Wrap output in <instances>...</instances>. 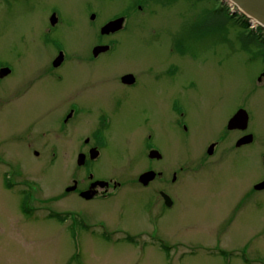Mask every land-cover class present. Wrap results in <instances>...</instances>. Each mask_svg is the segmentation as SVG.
I'll list each match as a JSON object with an SVG mask.
<instances>
[{
  "label": "rangeland",
  "instance_id": "rangeland-1",
  "mask_svg": "<svg viewBox=\"0 0 264 264\" xmlns=\"http://www.w3.org/2000/svg\"><path fill=\"white\" fill-rule=\"evenodd\" d=\"M54 10L61 22L48 38L67 49H86L107 20L126 21L108 61L85 67L67 61L55 72L59 78L37 82L27 104L19 99L20 77L43 75L54 56L44 44ZM177 48L181 55L171 56ZM2 64L12 73L0 81V264H264V191L241 200L264 175V30L228 2L0 0ZM128 71L137 74L132 88L115 79ZM42 90L48 93L39 98ZM72 102L78 106L66 134H47ZM178 105L185 129L175 120ZM238 106L255 142L221 160L218 151L195 174L194 154L227 133ZM101 113L109 121L103 128ZM98 128L104 142L92 172L121 188L86 202L64 188L83 176L76 151ZM149 132L165 161L177 157L183 166L176 203L160 218L146 211L157 183L133 182L146 165ZM235 137L226 136L220 148H232Z\"/></svg>",
  "mask_w": 264,
  "mask_h": 264
},
{
  "label": "flooded vegetation",
  "instance_id": "flooded-vegetation-1",
  "mask_svg": "<svg viewBox=\"0 0 264 264\" xmlns=\"http://www.w3.org/2000/svg\"><path fill=\"white\" fill-rule=\"evenodd\" d=\"M13 1H18V0H13ZM95 1H99V0H95ZM53 14H55V16H56V20L54 21V23H52L50 21V17ZM87 14H88V12H87ZM91 15H93V18H91ZM59 17L60 16L58 15V12H56L54 10V11L50 12L49 18L46 21L47 22V29H46V34H45L46 39L44 40V44H46L48 46L49 45L52 46L53 51L55 50V54L52 57V59L50 60L49 64H48V61H46V63L44 64L45 67L43 69H45V71H43V75L38 76V77H36V76L33 77V75H31V73H29V74H26L25 76L22 75L20 77L21 82L19 83V91H20L19 99L22 98V100L27 104H31L33 101V99L30 97V95L33 94L34 92H36L34 88H36V85H38L37 82L45 79V76H52L53 77L54 75H56V77L58 76V78H59V75H57L55 72L57 70H59L60 68H62L66 64L67 61H68L67 63H71L77 67H79V66L85 67V66H83L85 64H89L90 66H93L95 63H100L104 59H105V61H108V60H106L107 59L106 56H108V54L113 52L115 50V48L117 47V40L115 39L114 36L124 29V25H123V28L120 29L119 31L115 32V33L101 34L100 29L107 21H109V20H107L104 23H101L100 25H98V27L96 29L95 41L92 44H90L86 49L80 50L78 47L67 49L66 47L64 48L61 44V41H58L56 38H54V39L48 38L49 37L48 35L53 30H55L58 27V25L60 24L61 20ZM95 18H96V14L93 12H90L89 13V22L95 23ZM113 19H115V18H113ZM110 20H112V19H110ZM125 21H126V19H125ZM124 24H125V22H124ZM100 46H106L107 49L104 51H97L96 53H94V48L100 47ZM173 55H176L177 57H179V55H181L180 50L177 48L176 51H171V56H173ZM59 57H60V59L58 61H56ZM3 66H6V64L0 65V68ZM94 68L95 67H91L90 69L93 70ZM11 73H12V71L8 75H11ZM126 74H131L133 76V82L124 83L122 81V77ZM135 74L131 73L130 71L122 72V73L118 74L115 77V79L122 85V87L132 88L137 84V74L136 75ZM8 75H6V76H8ZM6 76H4L3 78H5ZM3 78H0V81ZM45 91L46 90L41 91L44 94L40 95L39 98L42 96H45L48 93V92L45 93ZM77 106L78 105L75 102H72V104H70L71 108H69V109L65 108L63 110V113L60 116V119L57 122V124H53V126H49L47 128L49 131L47 134H49V135L53 134L54 135L55 133H59V134L65 135L66 134V131H65L66 127L71 122V119H72L73 114L75 113V111L77 109ZM180 107L181 106H179V105L175 107V114H177V118L175 120H176L179 128L185 129L184 115H183L182 111H180ZM240 108H242V106H238L232 112V114H230V116L227 118V121ZM37 120L38 119H36V121ZM227 121H226V125H225V129H226L227 133H225V131H224L222 137L220 136L219 138H217L214 141H211L208 144L205 143L203 146L198 148V150L194 154V160H193L194 163L192 165V168H193V171L195 172V174L200 173L204 169L210 167L211 164L208 162H209V160H211L212 158L215 157V155L217 154L218 151H219V153L217 154L216 158L221 160V158L224 156V154H229L230 151H232V149H239V148H242L243 146L250 145V144H253L255 142V136L249 129V118H248L247 126L245 129L229 130V129H227ZM108 123H109V121L107 119V115L105 113H101V115H100L101 128L106 127L108 125ZM55 126H58V127L56 129H54ZM232 133H233V135H236L235 140L233 142V147L221 149L220 144H222V142L224 141V138H226V136H229ZM42 134H44V133H42ZM249 134L252 135V140L250 143L242 144L239 146L236 145L237 142L239 141V139H241L242 137L249 135ZM19 136H21V135L19 134ZM21 138L22 137H19V140ZM103 142H104V138H103V134H102L100 128H98L94 131L90 130V134L87 136H84V138L82 139V143L77 148L76 155H78V154L85 155V162L82 165H77L75 162L77 170L83 171V176L81 178H78V180L75 178L72 180V183L75 185L74 190L67 191L68 187L64 188L66 195L76 194L81 200L86 201V202L98 201V200H104V199L111 197L112 195H114V193H116V191H118L121 188V183H117L116 181H114L113 179H110V178L107 180L104 178H97L94 175V173L92 172L93 164L99 159V157L101 155L100 151H101V148L103 146ZM49 147L52 150L54 145H51ZM210 148L212 149L211 154L208 153ZM91 149H95L97 151V154H98L97 158L94 160L88 159V154H89V151ZM35 154L38 155V152L36 151ZM143 155L147 159L146 165L142 169V172H140L137 175L136 180H133V182L136 183L138 186H141L143 188L149 187L152 183H155V182L157 183V188H156V190H154L153 196H150L147 203H146V211L150 215L154 212L155 215H157V217L160 218L164 214L165 210L173 207L174 204L176 203V192H174V191H176L175 187H177L179 181L182 179V177H181L182 175H180V173L182 174L183 166L180 165L179 158H177V157L175 158V161H172V162L165 161V156H164L162 150L160 149V147H158L154 143V141L152 140V135L150 134V132L146 133L145 139L143 140ZM262 160H264V155L262 156ZM263 168H264V164H263ZM146 171H152L154 173V178L151 181H149L146 185H143L142 183H140L138 181V176L141 173L146 172ZM263 180H264V175L262 178H260L259 180H257L256 182H254L252 184V186L250 187V190L245 191L242 194L241 200L248 197L249 192L253 193V192H258V191H264V189L257 190L254 188L255 184H257ZM97 181H105L106 183H103V185H101L99 183H96ZM93 183H96V185L91 187V185ZM169 185L172 186L171 191H168ZM90 187H91L90 191L93 192L92 197L90 199L83 198L81 196V193L89 190ZM24 194H25V191H23V193L21 194V198H20L21 200H23V198L25 196ZM162 194H165L166 196L164 197ZM22 212L23 211L21 210V213ZM86 226H87L86 224L85 225L83 224V227H86ZM150 237H154V236L150 235ZM155 240H156L155 244H157V246L159 248L163 249L164 247H167V244L165 243V241H163L162 238L156 237ZM130 241L132 243H135L132 241V239H130ZM149 244H151V243H149ZM138 245H140L142 248H145L148 244L146 242H144L142 244L138 243Z\"/></svg>",
  "mask_w": 264,
  "mask_h": 264
},
{
  "label": "water",
  "instance_id": "water-1",
  "mask_svg": "<svg viewBox=\"0 0 264 264\" xmlns=\"http://www.w3.org/2000/svg\"><path fill=\"white\" fill-rule=\"evenodd\" d=\"M228 2L232 7H234L238 12H240L244 17L249 19L250 23L257 24L259 27H261L264 30V0H225ZM91 18H93V15H91ZM56 20L55 15L53 14L50 18V21L54 23ZM124 22V17H118L116 19L110 20L107 23H105L101 27V34H109V33H115L118 30L122 28ZM106 46H100L94 48V53L97 51H104L106 50ZM60 57L56 60L58 61ZM10 72V69L7 67H3L0 69V78L4 77ZM264 75V73H262ZM122 81L124 83H131L133 82V76L131 74L124 75L122 77ZM248 122V114L244 109H238L234 115L228 120L227 122V129H245ZM252 140V135H247L239 139L237 142V146L242 144L250 143ZM94 149H91L89 152L90 159H94L97 154L94 153ZM209 154L212 153V149L210 148L208 151ZM85 156L83 154H79L77 158V164L81 165L84 162ZM154 178V173L152 171L144 172L139 176V181L146 185L150 180ZM97 183V182H96ZM96 183H93L91 187L95 186ZM99 184L103 185V182H98ZM105 183V182H104ZM91 187L89 190L84 191L81 193V196L85 199H90L93 195V192H91ZM257 190L264 189V180L254 186ZM75 185L67 188V191L74 190Z\"/></svg>",
  "mask_w": 264,
  "mask_h": 264
},
{
  "label": "bare ground",
  "instance_id": "bare-ground-1",
  "mask_svg": "<svg viewBox=\"0 0 264 264\" xmlns=\"http://www.w3.org/2000/svg\"><path fill=\"white\" fill-rule=\"evenodd\" d=\"M259 27V26H258ZM259 29H261V27H259Z\"/></svg>",
  "mask_w": 264,
  "mask_h": 264
}]
</instances>
